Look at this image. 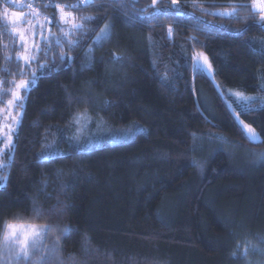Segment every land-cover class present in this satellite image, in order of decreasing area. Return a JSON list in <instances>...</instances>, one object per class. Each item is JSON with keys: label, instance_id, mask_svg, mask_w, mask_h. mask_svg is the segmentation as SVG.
<instances>
[{"label": "trees", "instance_id": "1", "mask_svg": "<svg viewBox=\"0 0 264 264\" xmlns=\"http://www.w3.org/2000/svg\"><path fill=\"white\" fill-rule=\"evenodd\" d=\"M38 1L63 39L58 11L46 5L77 0ZM5 4L25 8L0 0V79L9 83L28 66L16 50L5 61ZM252 5L120 0L114 7L95 0L70 10L78 21L96 17L84 22L95 32L75 33L76 48L64 43L70 61H61L53 42L32 62L37 82L14 134L15 159L1 172L7 183L0 187V226L16 216L51 224L57 230L43 247L52 249L59 236L63 264H264V160L257 155L264 142L251 143L241 124L264 141V29L251 19H259ZM234 6H243L238 16L221 15ZM105 24L111 36L97 46ZM196 53L205 54L213 74L192 67ZM227 88L255 94L253 110L242 111ZM85 110L107 133L138 131L92 143L75 123ZM34 204L43 210L39 219ZM64 225L66 236L58 230Z\"/></svg>", "mask_w": 264, "mask_h": 264}, {"label": "snow or ice", "instance_id": "2", "mask_svg": "<svg viewBox=\"0 0 264 264\" xmlns=\"http://www.w3.org/2000/svg\"><path fill=\"white\" fill-rule=\"evenodd\" d=\"M15 3V0H13ZM174 2V0H173ZM95 0H81L80 4L77 5H60V4H53V5H46V6H52L55 7L59 14V19L57 20V27L60 28V32L62 33L63 39L60 36H56L54 33H52L48 29V25L52 23V20L55 19L49 18L47 16L43 17V22H40V16L41 14L32 7V4H21L19 5L21 8L27 7L32 9L31 12L27 13V15H30L33 17V19L37 20L38 24V31H35L37 25H33L31 28H22L20 25L29 24L30 22L25 19V13L24 12H11L9 13V9L7 5H4L3 10V16L8 18L7 24L11 25V31L8 33V35H13L16 39L19 40V47L21 49V52L19 55L16 56V60L23 61L24 65L28 66L31 70V64L34 60H36L39 56V54L43 53L45 56H47L48 52L51 51V44L54 42L60 49V59L61 61H64L65 59L71 60V57H65L63 52L64 43L66 42L69 46L76 48L80 45L79 40H73L71 37L77 33V32H85L93 31L95 32V29H89L86 27V24L84 22L86 21H94L96 20V17L94 16H82L79 17V21L77 17L73 16L70 11H65L66 8L72 9L80 7H88V6H94ZM120 4V0H112V6H118ZM243 6H234L231 11H225L221 13V15H225L228 17L238 16V8ZM253 8L254 13L259 14V19H256V15H253L251 19L256 20L257 23H259L262 26V29H264V0H253V5L251 6ZM122 10V9H117ZM143 12H147L148 9H142ZM157 12L160 10L157 9ZM155 14V13H153ZM175 15L181 16L183 15L182 11L177 9L175 12ZM249 19L247 17L244 18ZM111 24H105L103 28L99 30V33L96 35V39L94 41L95 45L101 46L102 42L107 41L111 36ZM171 31V29H169ZM45 32L48 34L45 35ZM39 36L40 40L46 47H40L39 44L35 42V38ZM7 48V45L4 46ZM93 52V49H88V58H91V53ZM202 56V54H201ZM12 59L8 53H5V61L8 62ZM114 61H122L124 59L123 56L120 55H114L113 56ZM203 62L201 61V58L198 57L195 64H192L193 68H198L201 71H206L211 68V65L207 62V57H202ZM207 64V68L205 65ZM40 68H47L48 64H40ZM11 74V73H10ZM21 75L23 73H20ZM37 79L35 72H33V76L31 80H19L12 81L11 84L13 85V90H5L3 93L4 95H11V99L7 101V105L9 108V113H6L7 115H11L10 110L12 108H23L24 107V96L21 95V93H28L31 91L32 85L35 83V80ZM2 83V82H0ZM262 91H264V86L261 88ZM238 99V105L241 108L242 111L248 112L253 110L252 105L256 102V97H251L244 95L240 92L233 93ZM4 101L0 100V103H3ZM261 108H264V103H262ZM237 116L239 114H236ZM84 118L88 122H91L92 117L87 114V110L84 112H77L76 113V119L75 123L79 124L80 120ZM18 125L20 123V120L12 117L11 122L5 127L0 126V141L3 142V145L0 146V170L8 169L11 167V162L15 159V144L12 143V134L14 132V129L12 127V124ZM242 124V130H245V136L251 143H262L260 139L259 134L256 132L255 129H253L250 125ZM5 150H7L8 153V161L4 162L2 160V157L5 153ZM258 157L261 160H264V152L258 153ZM50 158V155L45 157ZM7 183V177L4 175H0V187L6 186ZM34 213V218L39 219L41 218L44 213L43 210L33 205L32 209ZM54 227L51 224H40L33 222L32 219H24L20 216L13 217L11 220H6L3 222V225L0 226V264H50V261L55 257L59 260L58 253L61 250V244H60V237L57 236L54 241V247L49 250H45L43 245L46 242L48 235L53 232ZM63 235H67L71 229L64 225L62 228L58 229ZM239 247V245H238ZM253 248H256L257 246H252ZM249 249L247 247L244 248L242 255L245 257L247 256ZM259 251L264 254V249H259ZM48 252V255L40 254L38 253H45ZM233 255H236V252L232 253ZM59 264H63L62 260H59Z\"/></svg>", "mask_w": 264, "mask_h": 264}, {"label": "rangeland", "instance_id": "3", "mask_svg": "<svg viewBox=\"0 0 264 264\" xmlns=\"http://www.w3.org/2000/svg\"><path fill=\"white\" fill-rule=\"evenodd\" d=\"M8 9H9V13H11V12H17V13L24 12L26 14L25 15V19H27L30 23L29 24L20 25L22 28H31L33 25H37V27L35 29H33V30H35V31L39 30L38 29L37 20L33 19L32 16L27 15V13L32 11V9H16V8H12V7H8ZM3 10H4V7H3L2 12H1V20L3 21V23H5L7 25L8 30L10 32L11 31V25L7 24V19L8 18L3 16ZM36 10L41 14L40 22H43V17L44 16L52 18L51 15H49L47 12L42 11L41 8H36ZM70 10H72V9H68V8L65 9V11H70ZM48 29L50 31H52L51 30L52 29V23H50L48 25ZM47 34L48 33L45 32V35H47ZM35 42L37 44H39L40 47H42V41L40 40L39 36H37L35 38ZM5 45H7V48H5V52H7L8 55H11L13 50H16L15 51L16 55L20 54L21 49L19 47V40L16 39L13 35H10V38L8 37V39L5 41ZM201 54H202V56H201ZM203 56H205L204 53H196L195 58L200 57L201 61L203 62V60H202ZM22 66H24V62L23 61H22ZM205 67L207 68V64L205 65ZM24 71H25V75L26 76L21 77L20 79L9 80V83H6V82H4L3 79H0V82H2V83H0V100L4 101L3 103H0V126L5 127V130H6V126L11 122V118L12 117H15V118L21 120V117H22V114H23V108H12L10 110L11 115H7L6 113H9V108H8V105H7V101L10 100L12 97H11L10 94L4 95L3 93L5 92V90H13V91L15 90L13 88V85L11 84L12 81H17L18 82L21 79H23V80H31L32 76H33V72H35L36 77H38L37 67L34 66L33 63L31 64V70L29 69V67L28 68L25 67ZM206 71L209 72L210 74L211 73L213 74V71L211 70V68L206 70ZM36 82H37V79L35 80V83ZM217 85H218L219 89L223 92L224 91L223 88L218 83H217ZM227 89H229V92L232 95L235 92H240V93H243L244 95H247V96H251V97H255L256 96L255 94L246 93L245 91L234 89V88H227ZM223 94H224V92H223ZM21 95L24 96V104H25L27 93L25 94V93L22 92ZM233 96L237 99V97L235 95H233ZM80 124H81L80 131L84 132L83 134H86L87 140L92 142V143H95V142L102 143V142H106V141L114 142V141H117V140H120V139L129 138V137L133 136V134H135L138 131V128H135L134 130L130 129V128L129 129H127V128H123V129L119 128L118 130L117 129H115V130L112 129L114 131H109L107 133L108 129H105L103 127V123L102 122H98L93 117H92L91 122H88L84 118L81 119L80 120ZM244 124L250 125L248 123H244ZM18 125L14 124V123L12 124V127L14 129V132L12 134V143L14 141V134H15L17 128H18ZM95 125H96V128L94 130ZM250 126L253 129H255L252 125H250ZM255 130L259 134L257 129H255ZM259 136H260V134H259ZM260 138H261V136H260ZM2 145H3V142L0 141V146H2ZM2 160L4 162L8 161L7 150H5V153H4L3 157H2ZM2 171L3 170H0V175H1ZM39 254L40 253H38V255ZM21 264H23V262H21Z\"/></svg>", "mask_w": 264, "mask_h": 264}, {"label": "built area", "instance_id": "4", "mask_svg": "<svg viewBox=\"0 0 264 264\" xmlns=\"http://www.w3.org/2000/svg\"><path fill=\"white\" fill-rule=\"evenodd\" d=\"M9 2L11 4H13L14 6L19 7V8H21L19 6L21 4H29V3H31L32 7L35 8V9L38 7V3H39L38 0H15V3L13 2V0H9ZM80 3H81V0H77V1H75L73 3H70V4H60V5H77V4H80ZM24 8L25 9H30V8H27V7H24ZM80 8H82V7H80ZM72 10H77V8H72Z\"/></svg>", "mask_w": 264, "mask_h": 264}]
</instances>
